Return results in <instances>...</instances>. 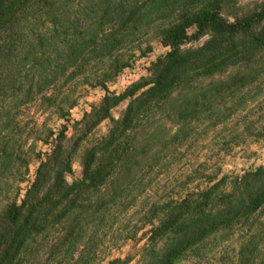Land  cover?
<instances>
[{
  "label": "trees",
  "instance_id": "16d2710c",
  "mask_svg": "<svg viewBox=\"0 0 264 264\" xmlns=\"http://www.w3.org/2000/svg\"><path fill=\"white\" fill-rule=\"evenodd\" d=\"M189 28L207 36L201 46L182 47ZM151 39L169 51L147 77L106 90L72 137L64 128L49 140L50 130L28 144L25 107L47 102L65 118L75 100L57 105L69 83L106 89ZM250 102L221 146L264 137L250 118L264 119V0H0V264H128L107 255L140 232V264H264V164L170 175L191 130L226 128ZM104 120L107 132L83 147L81 177L67 182L73 154Z\"/></svg>",
  "mask_w": 264,
  "mask_h": 264
},
{
  "label": "rangeland",
  "instance_id": "374dc122",
  "mask_svg": "<svg viewBox=\"0 0 264 264\" xmlns=\"http://www.w3.org/2000/svg\"><path fill=\"white\" fill-rule=\"evenodd\" d=\"M252 1V0H249ZM194 28H189L187 36L190 38L183 48H196L201 46L207 39L206 35H201L197 39H194ZM151 50L145 52L143 55L141 52L135 51L134 57L131 58L129 65L122 68L118 74L106 84V89L102 86H90L85 83H69L65 89V96L62 100H58L57 106L66 107L68 102L75 100V105L68 110L65 118H59L55 114L56 106L48 107L47 102H40L37 104H30L21 111L20 121L26 130V133L31 134L28 144L31 143L32 138L39 136L44 139L48 132L51 130L53 137L49 140H54L61 130L64 128V134L66 139L72 137L74 133V123L79 122L84 113L91 110V107L97 105L106 93V90L116 95L123 93L129 86L135 84L141 79L148 76L149 68L156 59L169 51V47L161 45L156 40H149ZM145 47V46H143ZM130 53L125 54V57ZM61 98V97H60ZM61 100V101H60ZM60 101V102H59ZM38 103V102H37ZM128 101L123 100L110 111V116L114 119H118L126 108ZM178 101H172L165 109V118L163 115V121L166 126H171L170 123L174 120V111L177 107ZM252 106V102L249 103L247 109L243 105L240 113L230 119L228 125L220 127L218 129H197L191 130L189 136L191 139L185 145H182L181 154L184 156L179 161L171 172V177L179 180L185 178V176L192 170L200 168L203 163V172L212 173L218 178L225 175L240 176L246 171H251L264 164V137L259 138L256 141L247 140L245 143H240L237 146L231 145L230 147H223L220 145L221 137L231 136L235 131H231L236 123L240 121V116L246 114L248 108ZM246 109V110H245ZM253 112L250 115L252 121H257L259 124H264L261 114ZM263 118H264V113ZM109 127V120L102 121L88 136V139L84 141L72 156L71 174L66 176L67 182L71 183L77 180L82 175V167L80 156L83 151V147L87 146L91 141L98 139L104 135ZM176 129L173 128V131ZM241 130V129H240ZM172 131V133H173ZM194 131V132H193ZM189 131H186V133ZM190 141H192L190 143ZM53 144V143H52ZM51 144L42 142H36L35 152H48ZM38 165V161L30 166L29 179L34 176L35 169ZM202 172V170H200ZM203 183V181H199ZM141 232L137 236L136 242H129L121 244L119 249H114L108 253L107 258L112 257H128V264H140L138 252L145 243V240H141Z\"/></svg>",
  "mask_w": 264,
  "mask_h": 264
}]
</instances>
